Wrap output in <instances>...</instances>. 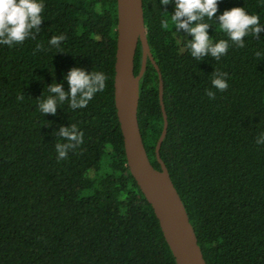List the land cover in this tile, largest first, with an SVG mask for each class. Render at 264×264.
I'll return each mask as SVG.
<instances>
[{
  "label": "trees",
  "instance_id": "trees-1",
  "mask_svg": "<svg viewBox=\"0 0 264 264\" xmlns=\"http://www.w3.org/2000/svg\"><path fill=\"white\" fill-rule=\"evenodd\" d=\"M156 7L153 9V3ZM42 23L12 46L0 44V264H176L157 217L126 164L114 104L116 0H42ZM149 48L163 79L167 129L159 148L183 201L206 264H264V30L229 40L219 60L197 61L170 17L174 0H142ZM233 7L260 14L264 0H218L216 17ZM167 10V11H166ZM169 20L167 29L162 20ZM205 21L213 43L228 35ZM63 35L59 47L49 44ZM41 45V49H37ZM141 65V45L134 73ZM103 72L106 87L87 107L66 101L56 114L39 104L48 85L72 68ZM227 73L228 88L212 86ZM159 78L147 60L137 119L154 167L163 126ZM216 93L209 99L207 90ZM23 96V99L18 97ZM76 124L83 143L58 159L61 126Z\"/></svg>",
  "mask_w": 264,
  "mask_h": 264
},
{
  "label": "clouds",
  "instance_id": "clouds-1",
  "mask_svg": "<svg viewBox=\"0 0 264 264\" xmlns=\"http://www.w3.org/2000/svg\"><path fill=\"white\" fill-rule=\"evenodd\" d=\"M172 2L173 0H159V6L161 8V5H168ZM44 7L42 0H0V44L12 46L24 42L30 36L35 39L32 30L39 32ZM155 7L154 2L153 9ZM174 7L175 11L170 17L171 25L177 33L182 29L191 35L192 38L188 40L187 48L197 61L208 55L219 60L227 54L230 47L229 40L237 47H243L245 37L249 35L259 37L261 31L264 30L260 14H250L245 7L227 9L216 17L218 0H174ZM261 11H264V7ZM205 18L215 19L229 39H221L213 43L208 32L210 24L205 21ZM161 23L165 29L170 26L168 19H163ZM64 39L63 35L53 36L49 44L59 47ZM41 48V45H37L38 50ZM262 55L264 53L256 52L257 57ZM212 76L213 88L221 92L228 88L227 73L215 70ZM64 78L69 84L67 92L64 91L62 84L48 85V92L56 95H49L40 102L39 108L44 115L56 114L58 104L66 101L72 110L87 107L94 95L105 89L108 79L103 72L91 71L89 73L78 67L72 68ZM207 96L209 99H215L216 93L208 89ZM18 99H23V96ZM58 135L67 141V143L56 144L58 159L61 160L67 158L69 150L83 143L84 134L78 130L76 124H71L69 127L61 126ZM256 143L264 144V133L257 137Z\"/></svg>",
  "mask_w": 264,
  "mask_h": 264
},
{
  "label": "water",
  "instance_id": "water-1",
  "mask_svg": "<svg viewBox=\"0 0 264 264\" xmlns=\"http://www.w3.org/2000/svg\"><path fill=\"white\" fill-rule=\"evenodd\" d=\"M116 51L114 62V104L123 136L126 164L158 219L176 264H206L194 228L169 171L159 155L167 129L163 104V79L146 36L142 0H116ZM141 45V65L134 73V56ZM149 60L159 78L158 96L163 126L155 145L160 164L151 163L143 144L137 119L140 79Z\"/></svg>",
  "mask_w": 264,
  "mask_h": 264
}]
</instances>
